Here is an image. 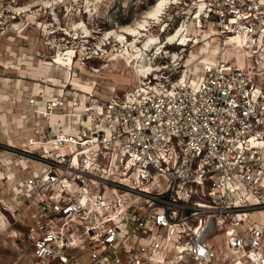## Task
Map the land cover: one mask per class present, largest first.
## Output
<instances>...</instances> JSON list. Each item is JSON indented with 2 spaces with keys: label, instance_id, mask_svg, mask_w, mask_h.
Returning a JSON list of instances; mask_svg holds the SVG:
<instances>
[{
  "label": "built area",
  "instance_id": "1",
  "mask_svg": "<svg viewBox=\"0 0 264 264\" xmlns=\"http://www.w3.org/2000/svg\"><path fill=\"white\" fill-rule=\"evenodd\" d=\"M191 5L218 39L261 40L264 54V0ZM251 69L215 62L202 65L194 88L147 80L142 92L72 98L78 125L45 138L39 153L28 150L38 142L32 127L14 151L45 169L15 185L21 207L0 205L7 225L20 226L12 243L26 264H73L75 249L86 251L84 264H206L214 227L233 253L264 264V220L248 222L264 212V84ZM62 105L45 102L40 118Z\"/></svg>",
  "mask_w": 264,
  "mask_h": 264
},
{
  "label": "rangeland",
  "instance_id": "2",
  "mask_svg": "<svg viewBox=\"0 0 264 264\" xmlns=\"http://www.w3.org/2000/svg\"><path fill=\"white\" fill-rule=\"evenodd\" d=\"M156 1L0 0V79H17L20 72L26 70L25 72L30 74L42 73L41 77L46 80L39 81L37 79L41 77H37L38 82L31 79L33 84L46 85L45 83H48V88L64 89V91L75 93L68 85L62 89L59 85L63 84L62 81L68 82L69 74V78L77 74L82 81L78 85L81 95L85 94L82 92V86H86L90 90L88 93L104 100L113 94L121 95L140 86V83L147 84V80L150 81V86H154L163 81L181 79L190 88H194L202 65L224 61L233 63L237 67L250 66L253 72L251 81L259 88L262 83L264 84L263 70H259L254 65V59L246 58L245 48H239L238 40L232 39L229 43L223 44L224 50H219L214 54L209 55L206 49L209 61L204 60L198 54L196 47L192 48L193 43L186 42L187 39L197 41L201 35L204 40L205 32H208V36L215 34L208 22L200 19L199 23H196L193 18L194 7L191 5L193 0H166L169 5L167 4L160 17L146 21L147 32L142 33L144 36L128 38L131 48L119 45L115 42L113 35L105 36L108 32L118 33L123 27H134L137 23L143 22V16L151 10ZM19 9L21 11L26 9V11L17 13ZM181 26H195L196 35L187 32L185 37L179 39L173 46L164 48L163 53L158 56L147 52L146 63L151 62L154 68L158 67L161 71L151 73L146 79L137 78L135 70L138 69L140 62L138 57L143 55L147 48L150 49L149 44L160 43L166 35ZM162 29L164 30L161 31ZM221 42L224 43L219 38L217 43H211V45L214 47ZM226 48H234L238 51L228 50L231 52L227 53ZM262 48L263 46L260 51ZM190 53L196 54V59L187 62ZM173 55L177 57V60L172 59ZM51 76L57 77L52 79ZM24 81L30 82L28 79ZM0 93L1 95L7 94L2 86H0ZM9 100L14 106L11 109L12 113L9 114L5 112L8 105L0 101V115L7 124L2 127L3 122L2 125L0 123V152L4 149L13 152L15 158H31L13 151L18 148L10 150L4 146L6 139L13 143L19 141L17 135L19 128L14 127L17 125L14 121H17L16 116L18 115L16 99L9 98ZM63 113L62 111L60 115ZM38 116L41 119L40 115ZM66 121L67 119H64V122ZM8 130H11L8 132L10 137L6 134ZM263 220V212L252 213L248 216L250 223L262 224ZM224 239L221 229L214 227L208 236L214 257L206 264H239L237 260L241 261L240 264H248L240 252L233 253L226 246ZM2 243L3 237L0 234V264H17L13 252ZM151 256L153 261L160 257L157 253H152ZM249 264L252 263L249 262Z\"/></svg>",
  "mask_w": 264,
  "mask_h": 264
},
{
  "label": "crops",
  "instance_id": "3",
  "mask_svg": "<svg viewBox=\"0 0 264 264\" xmlns=\"http://www.w3.org/2000/svg\"><path fill=\"white\" fill-rule=\"evenodd\" d=\"M25 71H21L20 74L16 77L17 79H4V78L0 79V86H2L5 90V93H7L6 95H1L0 93V101L6 103V106L8 105V108H6L7 111L5 112L7 114L12 113L11 109L14 106L9 100V98H12V97L16 99V104H17L16 109H18V112H17L18 115L16 116L18 122L16 120L14 121V123L17 122V125L14 127L19 128L18 134H17L19 136L18 138L19 141L17 143H13L6 139V141H4V146L10 150H12L11 147L21 148V149L25 148L27 144V139L33 136L32 133H30L32 130V127L36 126L38 129V133L37 135L34 136V138L38 142L34 145L28 146V150L34 153H39L41 142L44 141L45 138L50 137V136L59 135L62 132L72 131L78 125V119H79L77 116L78 113L71 112L67 108L68 101H70L72 98H75V96L78 97V100H83L85 98H83V95H81V93L78 95H74L71 92L64 91V89L59 90L55 88H48V89L45 88L43 91L39 90L43 92V96L41 98H37V95L31 94L32 93L31 84L33 82L31 79H34L36 82H38L37 80L40 81L41 79H43L44 81L46 80L44 77H41L43 76L42 73L41 74L36 73L37 74L36 75V74H30L29 72H25ZM24 74L26 76H24ZM69 75H68L69 80H67L68 82L64 83V81H62L64 85L60 84L59 87H61L62 89V88H65L66 85H68L71 91L75 90V91L81 92V90L78 88V85L81 84L80 83L81 79L78 77L77 74H73L70 78H69ZM37 77H41V78L37 79ZM24 79H28L31 83L30 82L26 83ZM56 98L61 99L64 103L65 107L62 109V111L64 112L63 115H60L61 112L54 116L52 115L53 117L51 116L52 119L50 120V123L49 121L47 123L43 121L42 119H39V116L35 113L39 112V109H41L40 110V114H41L43 111L44 103L47 101H55ZM29 99L34 100V104L31 107H28L26 104V101ZM28 118H30V120ZM21 119L22 120L25 119L23 121L24 124L23 122H21L22 121ZM64 119H67V121L64 122ZM4 120L5 119H3L0 115L1 125H2V122L4 123L2 127L7 126ZM59 120H62V121H59ZM28 126H31V127H28ZM23 129L24 130L26 129V130L23 131ZM2 130H5V129H2ZM8 131L11 132L10 130ZM8 131L6 132L7 137H9ZM45 146H48V144L45 143ZM19 165H21L22 167ZM17 167L19 168V171H21V173L17 171L19 174H17L16 170L15 172H13V170ZM0 168H1L0 170V205L12 207L15 209L21 205V195L18 192V189L15 185L19 183L21 180L25 179L28 175L32 174L33 172L43 171L45 169V166L43 165V163H40V161L34 158H28V157L15 158V154L13 152H9L3 149L0 152ZM49 225L52 228H57V225L54 222H50ZM19 228L20 226L18 224L7 225V222L4 218L3 213L2 211H0V234H2V237H3L2 244L6 245L13 252V257L17 264H26L28 261L27 252L24 250V248L20 249L19 245H15L12 243L13 234ZM73 254H74V259L72 261L73 264H84L88 260L86 251H80L79 249H75L73 250ZM244 261L249 264L248 261L246 260ZM237 262L239 264L241 263V261H238V260Z\"/></svg>",
  "mask_w": 264,
  "mask_h": 264
},
{
  "label": "bare ground",
  "instance_id": "4",
  "mask_svg": "<svg viewBox=\"0 0 264 264\" xmlns=\"http://www.w3.org/2000/svg\"><path fill=\"white\" fill-rule=\"evenodd\" d=\"M168 1V0H167ZM167 4L169 5V2H166V0H157L156 2H155V4L153 5V7L151 8V10L149 11V12H147V13H145V15L143 16V22H141V23H137L134 27H129V26H127V27H123V28H121V30L117 33V32H114V31H111V32H108L107 34H105V36H111V35H113L114 36V38H115V42H117L119 45H121L122 47L123 46H125V47H129V48H131V44H128V38H134V37H139V38H141V37H143L144 35L142 34L143 32H147V29H146V27H147V25H146V21L148 20V19H156V18H158V17H160V15L162 14V11L164 10V8H166V6H167ZM23 11H26V9H22V11L19 9V10H17V13H20V12H23ZM194 15H193V18H195V20H196V23H199V16H200V5H197V7L196 8H194V13H193ZM196 27L194 26V27H184V26H181V27H179V28H176L172 33H170V34H168V35H166V37H165V39L163 40V41H161L160 43H158V44H149V47H150V49H146L145 51H144V54L143 55H140L138 58H139V66H138V69L136 68V70H135V73H136V76H137V78H140V79H146V77L147 76H149L151 73H156V72H160L161 71V69L160 68H154L153 66L154 65H152V63L150 62V63H146V57H147V52H152L153 53V55H155V56H158V55H160V54H162L163 53V49L164 48H166V47H168V46H173L175 43H177L178 41H179V39H181V38H183V37H185L184 35H186V33L188 32L189 34H193V35H196L195 33H196V29H195ZM164 29H162L161 31H163ZM86 33H87V31L86 30H84ZM210 31V30H209ZM213 32H215V30H212ZM211 31V32H212ZM208 34V32H205V39L204 40H202V35L200 36V39L199 40H197V41H192V40H189V39H187L186 40V42H190V43H193V46H192V48H194V47H196L197 48V50H198V54H200L201 55V57L204 59V60H207V61H209V59H208V57H207V53L205 52V50L206 49H208V53H209V55L210 54H214V53H216L217 51L219 52V50L220 51H223L224 50V47H223V44H227V43H229L232 39H236V40H238L239 42H240V46H239V48H245V51H246V53H247V59L248 60H252V59H254V60H256V62H257V64H258V67H259V70H263V73H264V54H263V52L262 51H260V48L263 46L262 45V41L261 40H259V42H257L256 44H250V41H247V40H245V41H243V39H240V38H230L229 40H227L226 42H224V43H219V44H217V45H214V47L211 45V43H217V40H219L216 36H215V34H216V32H215V34L213 35V36H208L207 35ZM189 36V35H188ZM212 38V39H211ZM155 40V39H154ZM134 41V40H133ZM138 41V40H137ZM139 42V41H138ZM151 42V41H150ZM149 42V43H150ZM152 43V42H151ZM135 44V43H134ZM134 47V46H133ZM225 50H227V53H229V52H231V51H233V52H236V51H238V50H234V48H226ZM228 50H231V51H228ZM194 53H196V52H194ZM196 57V54H193V53H190V55L187 57L188 58V61L187 62H189V61H192V59H194ZM172 59L173 60H177V57L175 56V55H173L172 56ZM196 59V58H195ZM219 62H224V61H219ZM218 63V62H217ZM224 63H227V62H224ZM205 64H210V63H205ZM204 64V65H205ZM233 64V63H232ZM235 66H237V65H235ZM48 69V68H47ZM53 74V73H52ZM57 76H55V77H52L51 76V78L52 79H54V78H56ZM50 78V79H51ZM40 81H42V79L40 80ZM46 85H41L40 83H32L31 84V88H32V93L31 94H33V95H37L38 96V94L39 93H42L43 94V92H41V91H39V90H44L45 88L46 89H48V87H47V85H49L48 83H45ZM143 83H140V86H137V87H135V88H132L131 90H128V91H126V92H131L132 90H134V89H136V91L137 92H142V90H143ZM82 88H83V91L82 92H84L85 94L83 95V98H86V96L87 95H91V96H94L93 94H91V93H89V94H87L90 90H88V87H86V86H82ZM91 89V88H90ZM55 91H57V90H55ZM72 91H74L75 92V95H78V94H80V92H78V91H75V90H72ZM92 91V90H91ZM23 92V91H22ZM22 92H20V93H22ZM39 92V93H38ZM38 93V94H37ZM138 94V93H137ZM139 95V94H138ZM75 98H78V97H76L75 96ZM85 99H83V100H78V102L79 103H81V102H83ZM41 101V100H40ZM43 101V100H42ZM39 102V101H38ZM43 103V102H42ZM65 106L64 105H62V107L61 108H59V110H62L63 108H64ZM71 112H76V113H78V118H79V114H80V107H76V108H70V107H67ZM40 110L41 109H39V112H36L35 114H37V115H40ZM30 111V110H29ZM26 113V112H25ZM31 114H32V112H31ZM52 115H50L49 117H48V119H46L45 120V122H47L48 123V121H49V123H50V120L52 119V117H51ZM51 117V118H50ZM29 120H30V118H28ZM15 120V119H14ZM22 120V119H21ZM25 120V119H24ZM24 120H22L21 122H23ZM43 120V119H42ZM6 121V120H5ZM44 121V120H43ZM17 123V122H16ZM4 124V123H3ZM23 124H24V122H23ZM62 125V124H61ZM26 126V125H25ZM24 126V127H25ZM9 127V126H8ZM5 128H7V127H5ZM21 128H23V127H21ZM11 129V128H10ZM6 130V129H5ZM26 130V129H25ZM24 129H23V131H25ZM65 130V129H64ZM11 131V130H10ZM13 131V130H12ZM9 132V131H8ZM3 133H5L4 131H3ZM31 133V132H30ZM12 134V133H11ZM22 134H23V132H22ZM9 135H10V133H9ZM30 135V134H29ZM10 137V136H9ZM29 137V136H28ZM37 146V145H36ZM46 147H48V146H46ZM37 148V147H36ZM24 164V163H23ZM12 166V165H11ZM19 166H21V165H19ZM22 167V166H21ZM18 168V167H17ZM17 168H15L14 170H13V172H15V170H16V172L17 171H19V168H18V170H17ZM7 173V172H6ZM19 173H21L20 171H19ZM18 172H17V174H19ZM14 174V173H13ZM15 175V174H14ZM22 175V174H21ZM253 264V263H252Z\"/></svg>",
  "mask_w": 264,
  "mask_h": 264
}]
</instances>
